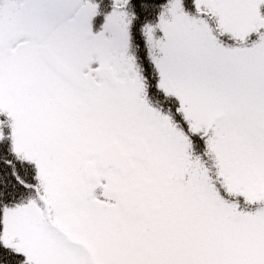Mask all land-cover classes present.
<instances>
[{
    "label": "snow or ice",
    "instance_id": "6c2138e0",
    "mask_svg": "<svg viewBox=\"0 0 264 264\" xmlns=\"http://www.w3.org/2000/svg\"><path fill=\"white\" fill-rule=\"evenodd\" d=\"M0 264H264V0H0Z\"/></svg>",
    "mask_w": 264,
    "mask_h": 264
}]
</instances>
